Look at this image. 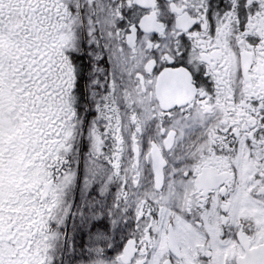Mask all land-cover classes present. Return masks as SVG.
Listing matches in <instances>:
<instances>
[{"label": "snow or ice", "instance_id": "snow-or-ice-1", "mask_svg": "<svg viewBox=\"0 0 264 264\" xmlns=\"http://www.w3.org/2000/svg\"><path fill=\"white\" fill-rule=\"evenodd\" d=\"M0 264H264V0H0Z\"/></svg>", "mask_w": 264, "mask_h": 264}]
</instances>
